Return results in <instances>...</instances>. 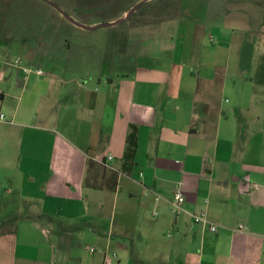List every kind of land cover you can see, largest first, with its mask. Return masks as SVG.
<instances>
[{
	"label": "crops",
	"instance_id": "1",
	"mask_svg": "<svg viewBox=\"0 0 264 264\" xmlns=\"http://www.w3.org/2000/svg\"><path fill=\"white\" fill-rule=\"evenodd\" d=\"M164 1L176 15L127 28L102 66L0 68V264H264V37L246 82L232 65L264 0ZM88 159L119 172L116 191L84 186Z\"/></svg>",
	"mask_w": 264,
	"mask_h": 264
},
{
	"label": "rangeland",
	"instance_id": "2",
	"mask_svg": "<svg viewBox=\"0 0 264 264\" xmlns=\"http://www.w3.org/2000/svg\"><path fill=\"white\" fill-rule=\"evenodd\" d=\"M77 22L87 26L113 23L123 13L142 0H51ZM152 0L125 23L95 30L74 29L68 25L55 27L53 18L60 13L42 0H0V68L43 67L84 71L102 66L103 54L110 49L119 50L122 35L135 25L154 23V19L173 17L177 13L173 2ZM251 4V3H250ZM227 7V1L222 3ZM145 6V5H144ZM143 6V7H144ZM250 9V7H244ZM113 21V22H112ZM242 23V22H241ZM264 29L259 36L252 33L236 34L232 47V65L238 69L236 79L249 75L253 57L260 48ZM33 46L35 58L22 59L23 47ZM20 57V59H19ZM107 59V57H105ZM18 60H20L18 62ZM102 60V61H101ZM226 58H223L225 62ZM7 65V66H6ZM15 68V70H17ZM72 75V74H71ZM77 78L81 74H75ZM234 77V76H233ZM236 89L230 88L224 99L235 103Z\"/></svg>",
	"mask_w": 264,
	"mask_h": 264
},
{
	"label": "trees",
	"instance_id": "3",
	"mask_svg": "<svg viewBox=\"0 0 264 264\" xmlns=\"http://www.w3.org/2000/svg\"><path fill=\"white\" fill-rule=\"evenodd\" d=\"M150 2L146 3L144 7L140 8V10L146 8L147 4ZM137 147V130L135 127H132L131 132L127 137L124 164L122 167L123 172H128L129 168L134 164ZM107 167V162H105V160L99 163L93 159H88L84 186L95 190L116 191L119 187V172L109 170Z\"/></svg>",
	"mask_w": 264,
	"mask_h": 264
},
{
	"label": "built area",
	"instance_id": "4",
	"mask_svg": "<svg viewBox=\"0 0 264 264\" xmlns=\"http://www.w3.org/2000/svg\"><path fill=\"white\" fill-rule=\"evenodd\" d=\"M20 60H18L19 62ZM25 73H30L29 70H25ZM36 74L37 75H44L43 70H36ZM2 94V89L0 86V95ZM0 122H8L6 116L3 113H0ZM112 159V157H109V160ZM185 202V195L182 192V190H177L174 193V199H173V203L172 206L174 208V211L176 213L180 212L182 210V205ZM192 219L194 220V222L204 225L206 226L211 232L213 233H217L219 231L220 226L214 222H212L208 216L206 215V213H196L192 215ZM244 229V226L241 225L238 228V231H242Z\"/></svg>",
	"mask_w": 264,
	"mask_h": 264
},
{
	"label": "water",
	"instance_id": "5",
	"mask_svg": "<svg viewBox=\"0 0 264 264\" xmlns=\"http://www.w3.org/2000/svg\"><path fill=\"white\" fill-rule=\"evenodd\" d=\"M42 1H44L46 4L53 7L55 10H57L61 14V16H63L71 24H73L79 28L85 29V30H95V29H99V28H103V27H110V26H114V25H119V24L125 23L127 21H130V19L133 18V16L140 10L141 7H143L146 3H148L152 0H142L141 2L136 4L132 9H130L124 15L123 18H121V19H119L113 23H104V24H98L95 26H87V25H83L80 22H77L76 20L71 18L65 11H63L56 3L52 2L51 0H42Z\"/></svg>",
	"mask_w": 264,
	"mask_h": 264
}]
</instances>
